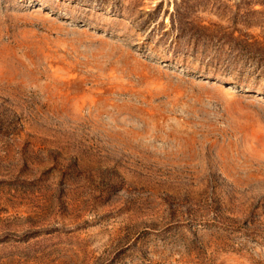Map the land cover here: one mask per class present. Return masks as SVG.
<instances>
[{
    "label": "rangeland",
    "instance_id": "obj_1",
    "mask_svg": "<svg viewBox=\"0 0 264 264\" xmlns=\"http://www.w3.org/2000/svg\"><path fill=\"white\" fill-rule=\"evenodd\" d=\"M0 264H264V0H0Z\"/></svg>",
    "mask_w": 264,
    "mask_h": 264
}]
</instances>
